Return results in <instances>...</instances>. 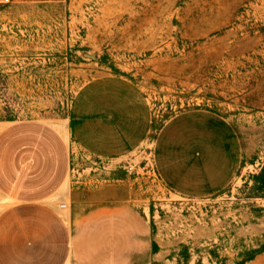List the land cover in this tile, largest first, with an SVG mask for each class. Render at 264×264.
<instances>
[{
  "label": "rangeland",
  "instance_id": "obj_1",
  "mask_svg": "<svg viewBox=\"0 0 264 264\" xmlns=\"http://www.w3.org/2000/svg\"><path fill=\"white\" fill-rule=\"evenodd\" d=\"M111 78L139 92L153 131L189 110L226 120L234 178L186 196L147 142L123 161L89 153L73 112ZM24 119L69 146L51 198L72 233L67 264H264V0H0V129Z\"/></svg>",
  "mask_w": 264,
  "mask_h": 264
},
{
  "label": "crops",
  "instance_id": "obj_2",
  "mask_svg": "<svg viewBox=\"0 0 264 264\" xmlns=\"http://www.w3.org/2000/svg\"><path fill=\"white\" fill-rule=\"evenodd\" d=\"M91 85L73 119L92 155L123 161L147 142L161 182L186 196L212 193L234 178L241 150L222 117L189 110L153 131L147 104L129 82L111 78ZM70 164L68 143L51 124L24 119L0 129V264H67L72 233L51 198Z\"/></svg>",
  "mask_w": 264,
  "mask_h": 264
},
{
  "label": "built area",
  "instance_id": "obj_3",
  "mask_svg": "<svg viewBox=\"0 0 264 264\" xmlns=\"http://www.w3.org/2000/svg\"><path fill=\"white\" fill-rule=\"evenodd\" d=\"M5 2L9 1V0H4Z\"/></svg>",
  "mask_w": 264,
  "mask_h": 264
}]
</instances>
